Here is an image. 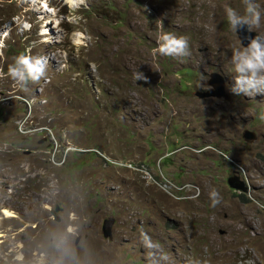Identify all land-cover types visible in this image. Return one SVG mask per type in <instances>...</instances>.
<instances>
[{
    "label": "rangeland",
    "instance_id": "374dc122",
    "mask_svg": "<svg viewBox=\"0 0 264 264\" xmlns=\"http://www.w3.org/2000/svg\"><path fill=\"white\" fill-rule=\"evenodd\" d=\"M78 2L0 0V264H264V95L195 97L212 73L232 84L243 0ZM162 32L188 55H154ZM21 53L48 61L26 90L6 71Z\"/></svg>",
    "mask_w": 264,
    "mask_h": 264
},
{
    "label": "clouds",
    "instance_id": "9594fccd",
    "mask_svg": "<svg viewBox=\"0 0 264 264\" xmlns=\"http://www.w3.org/2000/svg\"><path fill=\"white\" fill-rule=\"evenodd\" d=\"M243 2V15L233 8L229 7L225 9L227 24L233 33L241 26L247 25L249 27L257 25L260 22L261 11L256 0H243ZM155 54L173 58L186 57L188 55L187 38L185 36H176L169 32H162L157 37V47L154 49ZM47 64L48 61L45 57L21 53L8 65L6 70L7 76L18 88L26 90L29 84H36L45 78ZM230 64L234 76L232 77V84L229 91L233 95L244 97L264 95V37L257 35L255 38L248 40L246 46H241L240 44L239 48L232 51ZM132 79L133 82H136L138 80L146 81L147 78L142 72L136 69L133 72ZM199 86L197 85V87ZM260 119L264 120V115H261ZM232 180H236L246 190L245 192L241 190L235 191L244 194L247 193L248 186L244 180L237 177L232 178ZM211 196L213 197L212 204L215 205L217 203L215 199L217 194L212 192ZM239 196L243 197L242 195ZM240 199L245 201L244 198ZM144 239L147 247H153L147 235L144 236Z\"/></svg>",
    "mask_w": 264,
    "mask_h": 264
},
{
    "label": "water",
    "instance_id": "95a60500",
    "mask_svg": "<svg viewBox=\"0 0 264 264\" xmlns=\"http://www.w3.org/2000/svg\"><path fill=\"white\" fill-rule=\"evenodd\" d=\"M236 35L238 37V40L240 41L241 46H246L248 40L255 38L259 34L256 32L250 31V27H248L247 25H244L236 30ZM205 86L210 89H208L207 91H203V92L202 91L196 92L195 97H197L200 100H206V99L223 100L225 99L226 101L230 103L233 102L232 97L227 92V82L223 75L219 73H212L209 76V80L205 84ZM254 135L245 132V134L243 135V138L246 142L253 143L257 140L256 135L255 136ZM229 184L234 190H241L243 192L246 191L241 184L237 183L236 180L231 179L229 181ZM61 213H62L61 207H57L56 210L51 212L50 215L54 218L56 223H60V220L58 219V215ZM114 225H115L114 221H109L105 223L103 232L106 238L112 239V237L114 236L113 230H112Z\"/></svg>",
    "mask_w": 264,
    "mask_h": 264
},
{
    "label": "flooded vegetation",
    "instance_id": "af4514ba",
    "mask_svg": "<svg viewBox=\"0 0 264 264\" xmlns=\"http://www.w3.org/2000/svg\"><path fill=\"white\" fill-rule=\"evenodd\" d=\"M225 77V79H226V82H227V92H228V86L229 85H231V82H228L227 81V77L226 76H224ZM207 83V82H206ZM206 83H202V86H203V91H206V90H208V89H210V88H208V87H205V84ZM207 100V99H206ZM210 101H219L220 103H229L230 104V106H232L233 104H234V99H233V102L232 103H230V102H228V101H226L225 99H223V100H218V99H209ZM219 109H216V111H218ZM161 115H163V113L162 112H160V113H157V117H159V116H161ZM214 115L215 116H217V114L216 113H214ZM220 119H226L224 116H222V118H220ZM189 126H191V125H189ZM188 130L186 131V133L183 135V137H188ZM245 132H247V133H250V134H253L252 132H250V131H248V130H245L244 132H243V135L245 134ZM196 133H197V131H196ZM198 135V134H197ZM254 135V134H253ZM255 136V135H254ZM257 138V137H256ZM169 148L168 149H171V147L170 146H168ZM208 150H213V151H215V152H217V155H218V157H228L229 156V154L227 153V152H225L223 149H219V147H215V148H213V147H211V148H209ZM208 150H205V149H201V153H205V152H207ZM171 151V150H170ZM154 152L156 153V151L154 150ZM182 151L180 150V151H176L175 153L173 152L172 154H170L169 156H171V155H178V154H180ZM149 155H151V153H149ZM163 155H164V153H163ZM166 158L167 157H165V158H163L162 160H166ZM231 161V163L230 164H236V162L235 161H233L232 159L230 160ZM220 162L219 161H215L214 163H212V164H219ZM223 164H227V163H223ZM239 169H240V167H239ZM234 177H237V178H240V179H242L243 180V177H242V175L240 174V170H234L233 171V175L230 177V179H232V178H234ZM229 179V180H230Z\"/></svg>",
    "mask_w": 264,
    "mask_h": 264
},
{
    "label": "bare ground",
    "instance_id": "6f19581e",
    "mask_svg": "<svg viewBox=\"0 0 264 264\" xmlns=\"http://www.w3.org/2000/svg\"><path fill=\"white\" fill-rule=\"evenodd\" d=\"M71 3H75V4H72V7L73 8H75L76 6H77V3H79L78 2V0H69ZM7 215L9 216V213H7Z\"/></svg>",
    "mask_w": 264,
    "mask_h": 264
},
{
    "label": "trees",
    "instance_id": "16d2710c",
    "mask_svg": "<svg viewBox=\"0 0 264 264\" xmlns=\"http://www.w3.org/2000/svg\"><path fill=\"white\" fill-rule=\"evenodd\" d=\"M240 198H243V197H240Z\"/></svg>",
    "mask_w": 264,
    "mask_h": 264
}]
</instances>
